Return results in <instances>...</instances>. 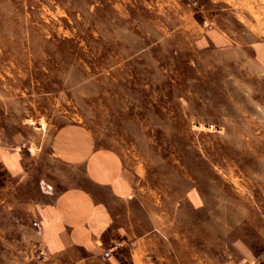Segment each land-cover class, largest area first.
Segmentation results:
<instances>
[{"label": "rangeland", "instance_id": "374dc122", "mask_svg": "<svg viewBox=\"0 0 264 264\" xmlns=\"http://www.w3.org/2000/svg\"><path fill=\"white\" fill-rule=\"evenodd\" d=\"M0 129L20 145L53 135L71 153L79 141L118 153L136 192L167 210L197 188L192 264L239 262L217 228L208 242L206 208L221 219L226 200L254 215L261 201L264 0H0ZM177 243L133 261L35 243L21 261L190 263Z\"/></svg>", "mask_w": 264, "mask_h": 264}, {"label": "crops", "instance_id": "0c3cea01", "mask_svg": "<svg viewBox=\"0 0 264 264\" xmlns=\"http://www.w3.org/2000/svg\"><path fill=\"white\" fill-rule=\"evenodd\" d=\"M22 139L13 135L6 140L0 131L3 261L22 264L23 258H33L38 247L47 254L67 252L70 256V250H89L99 255L113 242H120V246L108 259L117 260L125 252L131 261L145 260L156 251L162 257V249L178 242L182 249L185 246L186 260L192 264V238L199 235L197 188L186 200H176L173 210H167L165 202L152 204L150 198L136 192L138 178L118 153L87 149L81 141L79 152L71 153L69 141L53 135L49 144L30 145L29 141V145H20ZM260 191L254 215L246 205L232 208L225 200L222 218L216 219L215 207L207 204L208 242H214L217 228L239 256V262H234L230 255L225 264H264V182ZM253 217L250 225L246 220ZM253 229L260 241L251 237ZM195 259L197 264L198 255Z\"/></svg>", "mask_w": 264, "mask_h": 264}, {"label": "built area", "instance_id": "2783aa9c", "mask_svg": "<svg viewBox=\"0 0 264 264\" xmlns=\"http://www.w3.org/2000/svg\"><path fill=\"white\" fill-rule=\"evenodd\" d=\"M119 246H120V242H113L112 245L102 250L101 256L104 259L110 258L113 255V253L118 250Z\"/></svg>", "mask_w": 264, "mask_h": 264}]
</instances>
